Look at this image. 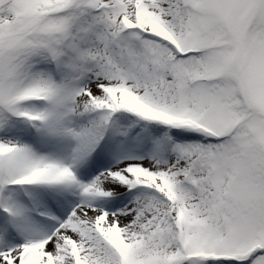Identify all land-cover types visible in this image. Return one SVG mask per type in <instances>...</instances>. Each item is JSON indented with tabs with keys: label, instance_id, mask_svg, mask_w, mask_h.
<instances>
[{
	"label": "snow or ice",
	"instance_id": "obj_1",
	"mask_svg": "<svg viewBox=\"0 0 264 264\" xmlns=\"http://www.w3.org/2000/svg\"><path fill=\"white\" fill-rule=\"evenodd\" d=\"M0 264H264V0H0Z\"/></svg>",
	"mask_w": 264,
	"mask_h": 264
}]
</instances>
